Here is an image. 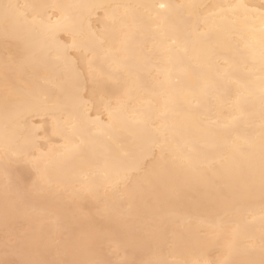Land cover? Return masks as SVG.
<instances>
[{
    "label": "bare ground",
    "instance_id": "1",
    "mask_svg": "<svg viewBox=\"0 0 264 264\" xmlns=\"http://www.w3.org/2000/svg\"><path fill=\"white\" fill-rule=\"evenodd\" d=\"M205 260L264 264V0H0V264Z\"/></svg>",
    "mask_w": 264,
    "mask_h": 264
},
{
    "label": "snow or ice",
    "instance_id": "2",
    "mask_svg": "<svg viewBox=\"0 0 264 264\" xmlns=\"http://www.w3.org/2000/svg\"><path fill=\"white\" fill-rule=\"evenodd\" d=\"M161 8L166 7L164 4L160 5ZM37 177L36 180L33 182L31 188L25 187L20 190L19 195L21 199L26 198L31 192L33 191H42V186L47 183L45 177L40 173L39 169H36ZM29 264H41L39 261L29 262ZM203 264H214L212 260H205Z\"/></svg>",
    "mask_w": 264,
    "mask_h": 264
}]
</instances>
